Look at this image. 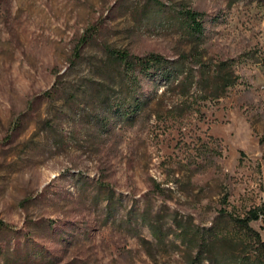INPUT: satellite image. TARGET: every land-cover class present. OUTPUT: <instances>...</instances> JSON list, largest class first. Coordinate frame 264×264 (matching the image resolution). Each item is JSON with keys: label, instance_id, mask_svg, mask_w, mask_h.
<instances>
[{"label": "rangeland", "instance_id": "374dc122", "mask_svg": "<svg viewBox=\"0 0 264 264\" xmlns=\"http://www.w3.org/2000/svg\"><path fill=\"white\" fill-rule=\"evenodd\" d=\"M108 49L194 80L124 82ZM263 204L264 0H0V264H212L217 224L260 264L232 217Z\"/></svg>", "mask_w": 264, "mask_h": 264}, {"label": "trees", "instance_id": "16d2710c", "mask_svg": "<svg viewBox=\"0 0 264 264\" xmlns=\"http://www.w3.org/2000/svg\"><path fill=\"white\" fill-rule=\"evenodd\" d=\"M186 22L190 26L191 30L195 32L202 31L201 22L198 21V13L188 10L184 13ZM108 62L117 66L121 79L124 82L134 83L136 79H138V75L142 76H159L165 80H170L173 76H178L177 74H185V80H183L182 84H186L187 79L189 81L194 80L191 76V73L185 70L184 62L182 59L180 60H169L163 57L160 54L151 53L147 56L140 57L131 55L127 51L108 49ZM227 63H220L221 69L219 71L225 70V65ZM218 66V67H219ZM187 71V72H186ZM201 76V81L205 78V72L203 71ZM219 77H215V90L226 89L229 86L233 85V81L226 74L219 75ZM198 81H193L188 84V87H191L194 83L199 84ZM133 104H138L139 101H133ZM128 106L132 103L126 102ZM125 115L130 118L131 114L125 112ZM227 213H222L225 216ZM261 218H264V204L260 207H257L253 210H250L245 217H232V222L239 232V244L241 246L246 245L245 239H249L252 245L255 248V260L260 264H264V241L261 238V235L258 231H256L251 223L253 221H258ZM220 224V223H219ZM218 224L215 227H210L206 232L198 231L201 234V237H206L203 235H208L207 238H203L202 243L200 244V250L197 258H201L202 254H206L207 258L211 261L212 264H229L230 261L235 260L238 264L245 263V258L240 256L238 253V249L235 245L228 246L226 244L229 242V234H221L222 232L217 229ZM236 238V237H235ZM233 239V238H232ZM231 245V244H230ZM232 248V249H228Z\"/></svg>", "mask_w": 264, "mask_h": 264}]
</instances>
